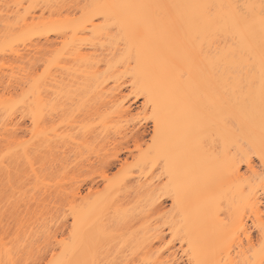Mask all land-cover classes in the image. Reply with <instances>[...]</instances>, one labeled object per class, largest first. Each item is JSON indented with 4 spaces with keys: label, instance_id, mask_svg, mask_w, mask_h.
Instances as JSON below:
<instances>
[{
    "label": "bare ground",
    "instance_id": "bare-ground-1",
    "mask_svg": "<svg viewBox=\"0 0 264 264\" xmlns=\"http://www.w3.org/2000/svg\"><path fill=\"white\" fill-rule=\"evenodd\" d=\"M205 4L223 7L216 8L213 14L209 15L200 7ZM52 36H55V42L57 38L56 43L53 42ZM41 38H44L47 44L52 42L53 45H57L51 46L53 49L49 47V51L42 49L39 47L43 44L41 40L35 44V41ZM43 46L45 48V45ZM32 53H41L45 57L39 58L40 55L37 54L32 55L35 58L38 56L37 59L30 58ZM45 53H49L48 56ZM8 56L11 60L7 58ZM262 56H264V0H0V80H2L0 84L3 83L6 87L4 85L6 82L10 86H7V89L11 86L16 89L17 86L16 91L18 90L17 93L13 91L15 95H10L12 93L10 90V94L2 92L4 95L6 93L5 97L2 93L0 95V144L3 148L0 153L4 152L5 147V152L0 155V179L4 176L3 180L6 178L10 180L16 175L14 172L20 165L24 164V167L27 164L25 167L29 168V171L28 168L26 169L28 173L20 174L25 169L21 167V172H17L15 177L23 175L22 180L28 174L26 184L30 177L38 182L40 175L45 178L50 174L46 171L47 175L41 174L43 169L39 171L40 175L38 173V169L46 166V162L50 165V169L55 163L54 169L57 165L58 167L62 165L61 169L69 167L64 165L70 162L65 160L73 147L75 151L79 149L80 153L74 152L77 155L85 150L90 151L91 156L88 155L89 153L85 154L87 159H91L92 154L98 156L100 152L104 153L106 150L102 147L105 148L108 142L110 143L109 137L112 133L118 135L117 137L123 134L124 138H127L129 131V134H132L130 137L136 143L145 140L144 136L148 134L144 127L146 123L143 124L144 121L146 122L145 117L135 114L136 117L138 116L137 119L140 117L145 120L143 122L139 120L132 125L134 128L131 130L127 126L134 112L132 106L124 99L129 97L125 92L126 89L137 101L143 100L142 110L145 115L150 114L149 121L151 119L153 122L150 143L146 150L142 149L143 152L138 154L140 156L136 163L138 169L133 167L134 173L124 171L126 172L124 177L121 175L122 178L114 179L115 181L111 179L105 188V193L94 195L95 198L90 196L92 200L88 198L89 200L86 201L80 196V191L75 189L80 185L72 189L73 196L70 201H75L77 196L83 201L75 206L74 202L71 209L67 208L70 210V213L69 211L67 213L70 214L69 218L72 221L71 229L68 228L70 232L67 233L69 234L67 241L57 240V234L56 232L52 234L51 227L45 226V229H41L40 236L47 244L52 239L57 243H54V247L52 245L51 253L47 255L50 259L47 263L44 261V264H181L180 261L183 260L186 264H264ZM8 59L16 60L17 64L12 61L9 65ZM35 60L36 62L38 60L39 64L41 62V74L36 70V66L39 69V65ZM89 93L95 99L93 105L97 106L89 107L94 108L93 114L91 112L90 115L102 114L103 111L111 108L109 113L105 112V115L96 117L99 122L95 123L97 126L92 123L93 127L89 123L86 124L87 122L82 124L79 121L85 114L90 113L89 108L86 110L88 113L85 111L84 115H79L78 109L83 108L84 105L77 107L74 113L82 117H79V120L76 115L69 120L67 117L69 113L65 108L68 104L72 106L70 104L72 102L67 101L75 103L73 98L78 100L77 97L80 98L82 94H88L89 97ZM86 99L84 98L81 103H85ZM98 107L103 111L98 112V109L95 111ZM72 113L73 110L70 115ZM18 114L21 117L28 116L31 119L30 123L33 124L30 132L27 129L31 135L28 141L21 140L23 137L27 138L26 136L18 137L21 124L19 123L17 127L18 123H14ZM135 116L132 115L133 120ZM91 137L94 138L93 140L97 139L99 143L92 148L87 145L92 143ZM113 140L116 141V138ZM114 144L112 143V146ZM69 145L74 146L70 148ZM99 146L101 149H97ZM68 147L70 150H67L69 153H66V158L64 149ZM138 148L142 147L138 146ZM43 152L46 153L47 159ZM40 153H43L45 160L43 157L39 158ZM101 154L99 155L101 159L106 160ZM37 155L39 162L40 159L43 163L46 161L44 164L40 163V168H36L37 162L33 161L36 157L32 159ZM79 156L75 158L76 161ZM108 156L113 157L111 154ZM114 157L110 160L116 164L121 158L118 155ZM111 161H105L104 165L112 166ZM91 162L90 166L94 161ZM110 162L112 165L108 164ZM53 167L51 171H54ZM78 168L77 171H80ZM57 169L55 172L59 171ZM66 173L70 172H65L63 176H67ZM79 176L81 177V174L78 178ZM11 180L7 183L11 184ZM70 180L66 183L70 190L64 186L66 191L69 190L68 193L66 192L68 196H71L69 186L72 181L74 182ZM44 181L47 180L43 179L42 184ZM56 182L55 185L52 184L44 189L47 186L45 183V186L41 187L43 189L39 190L49 192L54 187H58L59 190L62 184H65V181L59 182L60 186L58 184L56 186ZM26 184H23L24 188ZM62 188L61 192H56L65 193ZM19 190L23 191L21 188ZM36 191L37 189L33 192ZM16 193H14L15 197L20 196L18 194L16 196ZM29 193H32V189ZM64 193L58 194V197ZM37 195L35 193V197ZM39 195L43 197L47 194ZM29 197L35 198L31 195H28ZM64 198L68 202L69 198L68 200ZM43 199L46 201L48 198L45 196ZM166 199L172 204L170 215L169 212H165ZM10 200L12 199L6 202ZM25 200L23 203L26 202ZM38 205L36 208L40 206ZM20 207L12 209L19 212ZM163 210L168 215H162ZM48 212L50 213L49 210ZM64 214L66 217V213ZM155 215L157 216L153 217ZM37 216L38 214L35 218L39 219ZM40 217L42 218V215ZM136 217L140 220V224L141 221L147 223H143L144 229L140 227L142 225L138 226L139 228L134 227L136 230L143 229V236L140 234L138 235L140 237L136 238L134 228L129 229L134 231L132 232L134 234L128 231L129 237L127 235L125 238L122 235L123 231L119 232L120 235L115 232L118 229L115 226H118L117 222L130 223V219ZM52 218L54 219L51 216L48 220ZM34 220L31 221L36 222ZM60 220L57 219L58 222H55L57 227ZM135 220L138 221L137 219L133 221L136 222ZM1 221L2 225L4 221L2 223ZM37 223L40 224L39 221ZM49 224L47 226H50ZM28 227L23 229L26 230L25 228ZM40 228L34 230L39 231ZM1 229L5 231L6 228ZM31 229L33 231V228ZM33 233L34 231L31 235ZM24 234L25 237L30 233L24 231ZM37 234L39 235L40 232ZM5 235L14 240L7 231ZM38 235L35 234L37 240H40L41 237L38 239ZM167 235L170 239L168 241ZM133 236L136 240H133ZM32 237H27L28 239L25 237L28 240H25L26 244L29 243L30 238V242L34 240L35 237ZM114 239L122 240L118 243L119 246ZM2 240L4 238L0 233V264H18V261L20 264L23 255L26 256L30 249L33 251L36 249L31 248L29 243L30 249L24 254L23 248L28 246L25 247L23 240L25 246L18 245L20 249L15 247L14 242H12L14 246L9 242L8 246V243L4 242L6 240ZM44 240L41 239L40 244L37 242L38 245L34 243L35 246L42 249L41 242L44 244ZM113 242L118 246L117 250L113 248L117 246L109 245H113ZM128 243L131 249L126 248L128 254L124 255L122 252L126 251L124 249L128 247ZM101 244L105 247L101 248ZM46 245L44 244V247ZM133 245L137 248L142 245V250L139 247L135 248V251L140 250L138 253L143 251L144 254L146 252V256L141 254L144 257L138 259L140 256L136 255L135 260L129 259L130 255L134 254H129L134 248ZM105 248L107 250H104ZM99 250L105 251V254L103 251L100 254ZM109 251L111 252L108 253ZM112 251L114 257L111 256ZM30 254L33 253H28L27 259L31 260ZM121 257L124 259L121 260ZM39 264H43V261Z\"/></svg>",
    "mask_w": 264,
    "mask_h": 264
},
{
    "label": "rangeland",
    "instance_id": "rangeland-1",
    "mask_svg": "<svg viewBox=\"0 0 264 264\" xmlns=\"http://www.w3.org/2000/svg\"><path fill=\"white\" fill-rule=\"evenodd\" d=\"M52 38L54 39V40L52 39L53 42L56 43V42H57V38H56V42H55V36H52ZM39 40H41L40 42L43 43L42 45L39 44V45H41V46H39V47H41L42 49L48 50V51L50 50L49 47H51V46L54 47V45H55V46L57 45V44H54V45H53L52 42H51V43L48 42V44H49V45H48V44L46 43V41H44V38H43V39H42V38H41V39H38L37 41H35V44H36V42L39 43ZM37 45H38V44H37ZM43 45H45V48H44ZM47 47H48V48H47ZM52 47H51V48H52ZM52 49H53V48H52ZM42 51H43V50H42ZM42 51H41V53H44V52H42ZM48 51H47V52H48ZM41 53H37V54L40 55L39 58H42V56H44V54H41ZM37 54L32 53V54L30 55V58L37 59L38 56H37L36 58L33 57L34 55H37ZM45 54H46V53H45ZM48 54H49V53H48ZM48 54H46V56H48ZM32 55H33V56H32ZM44 57H45V56H44ZM44 57H43V58H44ZM7 58H9V56H8ZM10 58H11V57H10ZM10 58H9V59H10ZM39 58H38V59H39ZM9 59H8L9 65L11 64L12 61H14V63H16V60L12 59V61H9ZM5 60H7V59H5ZM10 60H11V59H10ZM41 60H42V59H41ZM33 62H34V61H33ZM35 62H36V60H35ZM37 62H38V60H37ZM37 62H36V64L39 65V67H38L39 69H37V66H36V64H35V66H36V70H38V73L41 74V73H42V72H41V70H42V65H41V62H40V64L37 63ZM16 64H17V63H16ZM16 64H15V65H16ZM18 64H19V63H18ZM7 65H8V63H7ZM27 65H28V64H27ZM40 65H41V66H40ZM33 66H34V63H33ZM29 67H30V64H29ZM40 67H41V68H40ZM34 70H35V67H34ZM34 70H33V71H34ZM1 81H2V80H0V82H1ZM1 85H2V86H1ZM4 85H5L6 87L3 86V83L0 84V95L3 94V96L5 97L6 93H9V94H10V93L12 92L10 95H12V94L15 95V94H14L15 92L17 93V91H18V90L16 91L17 86H16V89H15L14 86H13L14 88H12V86H11V88H8V89H7V86H9V84H7V83L5 82ZM2 87L5 88V89H3ZM9 87H10V86H9ZM13 89H14V90H13ZM6 90H7V91H6ZM9 90H10L11 92H10ZM3 91L6 92L5 95H4V93H2ZM13 91H14V93H13ZM125 92H126V94H128L127 96H129V97H127L128 100H127V98H124V99L126 100V102L128 101V104H129V105L132 106V109H133L132 111L134 112V113H132V115L135 116V114H137V115H139V116H141V117H143V118L145 117V119H146V122H145V121L143 122V120H145V119H143V118L141 119L140 117H139V119H137L138 116H137V117L135 116L136 118L134 119V120H135V122H134V120H133L134 117H132V115H131L132 118L130 117V121H131V120H132V121H131V123H130V121H129V124H128L127 126H128V128L131 130L132 128H134L132 125H135V123H138L139 120H142V122H143L144 125H145V123H146V125H145L144 127H146V128H145V129H146V133L148 132L149 135L146 134V135L144 136V139H145V140H143V141H141V142L139 141V143H136L135 140L132 139V137H130V136H132V134H129V131H127L128 135H129L127 138H124V135H123V134H122L123 137H122L121 135H120L121 137H120V136L117 137L118 135H113V133H112L111 136H112V135H113V136H112V137L110 136L109 138H110L111 141H112L113 139L116 138V141H115V140H113L114 142H113V141H112V142L110 141V143L108 142L109 146H108V144H107L108 147H107V146H106L105 148H103L104 146L102 147L103 150L106 149V150H104V153H105L106 156L104 155V153H102L103 151L99 153V155L102 153L101 156L106 157V160H104L105 158H102V159H101V157H100L99 155H98V156H99L100 158H98V156H96L95 154H92V153H91V154H92L93 157H91V159H90V158L87 159V156H86V155H87L88 153H89L88 155L91 156V155H90V151L88 152V151L85 150V151H83L84 154L82 153V154H83V155H82V154H79L80 151H79V149L76 148L77 151H79V153H78V155H77V154H75V153H77V151H75V150L73 149V148H74V147H73L74 145H73V146L71 145V146L73 147V148H72L73 150L71 149V151H69L70 148H71V146L69 145L70 148L68 147V149H64L66 152H65V154H64V153H63V154H64V156H65V155H67L66 153H69V152L72 153V152H73V153H72L73 155H72L71 153H69L70 155H67L68 158L65 156V157L67 158V159L65 158V159H66L65 161H68V162H69V160H70L71 163H70V162H69V163H67V162L65 163V162L63 161V162L65 163L64 166H69V167H67V168H64V167H63V169H61V168H62V167H61L62 165H60V167H58L59 165H57V168H60V169H61V170H59V169L56 168L57 170H59L58 172H57V171L55 172L56 169H54V167H56V163L54 164V167L51 166V169H52V167H53V170H54V171H51V169H50V165H48V163H47L46 161H45V162H46V166H47V167H46V166H42V168L39 167V165H41L40 163H43V160H45V159H44L45 157H43V155L46 156V153H45V152H43L44 154L42 153L43 155L40 153V154H41V155L39 154L40 157H39L38 155H37V156H34V158L32 157V159H35V157H36V160L38 159L37 161H36V160H33V161H35V163L37 162V164H35L36 168H40V169H38V173H39V171H42V169H43L44 171H42L41 174H43V173L46 174V172H47V173H48V172L50 173V174L48 175V177L45 176V178L43 177V175L41 176L40 173H39L40 177H39V179H38V182L35 181L36 179L33 181V180H32L33 178L31 179V177H30L31 180L28 179V182H27V184H26V181H25V180H27L26 178H28V174H27V177L25 176V179H22L23 181L21 180V177L24 175V172L28 173L27 170H26L28 167H27V168L25 167L27 164H25V166H24L25 169L23 170V172L20 171V168L23 167L24 164L20 165V167H18V170H17V171L15 170L16 172H14V174H16V175L12 174V175H14L12 178L15 179L16 181H14V180L11 178V176H10V178L12 179V180L10 179V180L12 181L11 184H8V183H7V182L10 181L9 178H6L5 180H3V179H4V178H3L4 176L1 177V179H0V181H1V182H0V203H2V202H4V201H5V202L2 203V204H0V210H2V211L0 212V213H1V214H0L1 216H0V217H2L1 220L4 221V223L2 224L3 226L0 224V227L3 228V229L6 228L5 231H7V233L10 234L9 236H10V237L12 236L11 238H12V239L14 238V240H15L16 242H15L14 240L9 239V238L6 236L7 234L5 235V231H3V230L0 228V229H1L0 233H1V235H2V238H4V240H6V241H4V240H2V241L6 242V243L9 242L10 244H11L12 242H14L15 244L12 243L11 246H14V245H15V247H18V245H19L20 247H21V246L24 247L25 244L27 243V242H25V240H27L29 237H32V236H34V237L36 238L35 234L38 235L37 233H39V232H40V234L38 235V239H40V237H41V239L44 240V239L42 238V236H40V235H41V229H42V230L45 229V226L48 227V228L51 227L50 229H51V231H53L52 234H54V233L56 232L55 234H57V235H56V236H57V240L60 239V242H61V241H62V242L67 241L68 238H69V237H68L69 234H67V233L70 232V229H71V223H72L71 218H69V217H70V214L67 213L68 211H69V213H70V210H69V209H71V208L73 207V205L75 206V205H77V203H78V204L81 203V202L83 201V199L86 200V199H88V198L90 199V198H92V197L95 198V196H98V195H102V194H104L105 191H106L105 188L107 187V184H109V181H110L111 179H112L113 181H115L114 179L122 178V176L124 177V176H125V173H126V172H124V171H127V173H130V172H131V173H132V172L134 173V171H133V167L138 169L137 164H136V163L138 162V157H140V156H138V154L140 155V154L143 152L142 149H145V150H146L147 147H148V144L150 143V136L152 135V130H153V129H152V128H153V122H152L151 119H150V121H149V117H150L149 115H150V114H149V115H148V114L145 115V114H144V111L142 110L141 104H142L143 100H142V99H138V101H137V99L134 98V95H132V94L130 93V91L127 90V89H126ZM1 93H2V94H1ZM79 94H80V93H79ZM87 95H88V94H86V95H84V94L80 95V98H81V99H80L79 97H77L78 100H76V99L73 98V100H74L75 103H73V101H67V102H69V103L72 102V103H70V104H72V106L69 105V104L67 105V107H68L69 109L65 106V108L67 109V110H66L67 113H69V116H68V114H67V117H68L69 120H72V119L74 118L75 115H76L77 120H79V117H81V116H79V115H81V114L84 115L86 112L88 113V111H86V110H87L89 107L92 108V107L94 106L93 103H95V102H94L95 99L91 96L92 94L90 95V93H89V97H87ZM6 96H7V95H6ZM8 96H9V95H8ZM81 96H82V97H81ZM91 97H92L94 100L91 99ZM94 97H95V96H94ZM84 98H87L86 101H87L88 104L86 103V101H85V103H81V102H83V99H84ZM88 99H90V100L88 101ZM75 100H76V101H75ZM79 101H80V105H79ZM139 101H140V102H139ZM67 102H66V104H67ZM92 102H93V103H92ZM91 103H92V105H90ZM82 104L84 105V107H83V108H82V107L79 108V109L81 110V112H80V110L78 109V112H77V113H78L79 115H78V114H75V113H76V110H77V107L82 106ZM73 105H75V106H73ZM86 105H87L88 107H87ZM89 105H90V106H89ZM71 107H72V108H71ZM94 107H97V106H94ZM84 109H85V110H84ZM89 109H90V108H89ZM89 109H88V110H89ZM97 109H98V110H97ZM103 109H105V108H103ZM107 109H108V108H107ZM72 110H73V113L75 112L74 115H73V113L70 115V113L72 112ZM82 110H83L84 112H82ZM93 110H94V108H93V109H90V111H89L90 113L85 114L84 117H86L87 115H90L91 112H92ZM96 110H97L98 112H100V111L102 110V108H101V109H100L99 107H98V108H95V111H96ZM110 110H111V108H110ZM110 110L108 109V110H106L105 112H106V113H109ZM68 111H69V112H68ZM85 111H86V112H85ZM102 111H103V110H102ZM102 111H101V112H102ZM93 112H94V111H93ZM93 112H92V114H93ZM98 112H97V113H98ZM105 112L103 111L102 114L99 113V114H97V115L94 113L95 115H90V116H88V118L86 117L85 120H83L84 117H83V118L81 117L82 119L79 120V121H80V123H82V124H84L83 122H87L86 124L89 123V124L91 125V127H93V126H92L93 124H94V126H97V125H95V123L98 124L97 122H99V119L96 120V117H97L98 115H100V116L105 115V114H106ZM136 112H137V113H136ZM83 113H84V114H83ZM104 113H105V114H104ZM140 113H141V114H140ZM93 116H94L95 118H94ZM100 116H98L97 118H99ZM20 117H21V116L18 114V117H16V118H17L19 121H17V119H16V121H15V119H14V123H15V124L18 123V124L16 125L17 127H18V125H20V124L22 125V126L20 125L21 127L19 126V128H20L21 130L18 129V133H17V134H19L18 137H19V136H20V137H21V136H26L27 138L23 137V139H21V138H19V139H21V140L26 139V140L28 141V139H30V136H31L29 132L33 129V124L30 123V122H31V119H30L28 116H26V117L24 116V117H21V118H20ZM27 117H28V118H27ZM70 117H71V118H70ZM89 117H90V118H89ZM23 118H24V119H23ZM76 118H75V119H76ZM91 118H93V119H91ZM87 119H89V120H87ZM136 121H137V122H136ZM16 122H17V123H16ZM133 122H134V124H133ZM19 123H20V124H19ZM92 123H93V124H92ZM78 126H79V122H78ZM27 129H28L29 132H27ZM22 130H24L25 132H23ZM99 130H100V129H99ZM133 131H134V130H133ZM25 133H26V135H24ZM28 133H29V134H28ZM78 133H79V132H78ZM124 134H125V133H124ZM147 135H148V136H147ZM91 136H92V135H91ZM115 136H116V137H115ZM146 136H147V137H146ZM28 137H29V138H28ZM77 137L80 138V136H77ZM81 137H83V136L81 135ZM93 137H95L94 134H93ZM113 137H114V138H113ZM112 138H113V139H112ZM120 138H122V139L120 140ZM81 139H84V138H81ZM81 139H79V140H81ZM89 139H90V138H89V135H88V140H89ZM93 139H94V138H93ZM93 139H92V137H91L90 142H92V143H88L89 141H87V143H88L87 145H88L89 147H91V148H92V146L95 147L96 144H99V143H97V139H96V140H93ZM98 139L101 140L100 138H98ZM117 139H118V140H117ZM123 139H124V140H123ZM26 140H25V141H26ZM79 140H78V141H79ZM92 140H93V141H92ZM99 140H98V142H99ZM117 141H119V142H117ZM80 142H81V141H80ZM116 142H117V143H116ZM137 142H138V141H137ZM112 143H113V144L116 143V144H114V145L112 146ZM89 144H90L91 146H90ZM94 145H95V146H94ZM102 145H103V144H102ZM104 145H106V144H104ZM0 146H1V144H0ZM111 146H112V147H111ZM138 146H140V147H142V148H138ZM109 147H110V149H109ZM114 147H115V148H114ZM1 148H2V146L0 147V150H1ZM66 148H67V147H66ZM99 148L101 149L100 146H99L97 149H99ZM107 148H108V149H107ZM140 149H141V150H140ZM67 150H68L69 152H68ZM145 150H144V151H145ZM2 151H3V148H2ZM109 151H111V153H110ZM0 152H1V151H0ZM4 152H5V147H4ZM4 152H3V153H4ZM74 152H75V153H74ZM92 152L94 153V150H92ZM106 152H107L108 154H107ZM3 153H0V155L2 156ZM86 153H87V154H86ZM109 153H110L111 155H113V157L110 158V156H108V155H110ZM115 153H116V154H115ZM85 154H86V155H85ZM33 155H34V154H33ZM47 155H48V154H47ZM76 155H77V156L80 155V156L78 157L79 159L77 158V161H76V159H75V158L77 157ZM81 155H82V157H83L84 159L81 157ZM116 155H118V157L121 158V159L118 160V162L116 161V164H114V162L111 161L110 159L113 160V159L115 158L114 156H116ZM64 156H62V157L64 158ZM74 156H76V157H74ZM89 156H88V157H89ZM95 156H96V157H95ZM38 157L41 158V159H42V157H43V160L41 161V159H40V162H39V158H38ZM80 157H81V158H80ZM63 158H62V159H63ZM97 158H98L99 160H97ZM46 159H47V156H46ZM71 159H72V160H71ZM95 159H96L97 161H96ZM80 160H81V161H80ZM83 160H84V161H83ZM88 160H90V161L88 162ZM91 160H92V162H93V161H94V162L92 163ZM121 160H122V161H121ZM78 161H79V162H78ZM105 161H108V162L111 161L113 165H112L111 162H110V163H108V164H109V165L111 164L112 166H108V165L106 166V165H104V164L106 163ZM38 162H39V164H38ZM45 162H44V163H45ZM87 162H88L89 164H87ZM90 162H91L93 165L91 164V166H90ZM121 162H122V163H121ZM44 163H43V164H44ZM85 163H86V164H85ZM57 164H58V163H57ZM66 164H67V165H66ZM83 164H84V165H83ZM121 164H122V165H121ZM135 164H136V166H135ZM132 165H133V166H132ZM37 166H38V167H37ZM75 166H76V167H75ZM87 166H90V167L88 168ZM121 166H123V167H121ZM24 167H23V168H24ZM43 167H44V168H43ZM48 167H49V168H48ZM71 167H72V168H71ZM73 167H74V169L76 168V169H75L76 171L73 169ZM78 167H79V168H78ZM81 167H82V168H81ZM46 168H47V170H49V169H50V170L47 171V170H45ZM69 168H70V170H69ZM77 168H78V170H80V171H77ZM83 168H84V170H83ZM87 168H88V169H87ZM91 168H92V169H91ZM124 168H127L128 170H127V169H124ZM71 169L73 170V172H72V173H73V176H72V173H71V171H72ZM122 169H123V170H122ZM21 170H22V168H21ZM25 170H26V171H25ZM91 170H92L93 172H92ZM134 170H135V169H134ZM19 171L21 172L20 174H23V175L18 176V177H15V176H17V172H19ZM28 171H29V168H28ZM45 171H46V172H45ZM50 171H51V172H50ZM60 171H61V172H60ZM67 171L70 172V173H66L67 176H68V178H67V176H63L64 173L67 172ZM135 171H136L135 173H137V170H135ZM54 172H55V173H54ZM63 172H64V173H63ZM76 172H77V173H76ZM81 172H82V173H81ZM121 172H122V173H121ZM26 173H25V175H26ZM51 173H52V174L54 173V175H51ZM123 173H124V174H123ZM18 174H19V173H18ZM55 174H56V175H55ZM66 174H65V175H66ZM69 174H70V175H69ZM79 174H81V177L79 176V178H78V175H79ZM46 175H47V174H46ZM59 175H60V176H59ZM61 175H62L63 179H62ZM106 175H107V177H106ZM119 175H120V176H119ZM121 175H122V176H121ZM51 176H52V177H51ZM55 176H57L56 178L59 179V180L57 179V182H56ZM58 176H59V177H58ZM71 176H72L73 178H75V179H73ZM118 176H119V177H118ZM19 177H20V178H19ZM49 177H50V178H49ZM60 177H61V181H60ZM76 177H77V178H76ZM16 178H19V179H16ZM22 178H24V177H22ZM40 178H41V179L43 178L44 180H47V181H44L43 184H42V180H43V179L41 180ZM47 178H48V179H47ZM51 178H52V179H51ZM70 178H71V180H70ZM106 178H108V181H106ZM54 179H55V181H54ZM2 180H3V181H2ZM6 180H9V181H6ZM19 180H21V181H19ZM51 180H52V181H51ZM66 180H67V181H66ZM69 180H70V182H71L72 180H74V182H73V181L71 182L72 184H73V183L75 184V183L77 182L76 180H78V182H77L75 185H72L71 183H70L71 186L68 185L69 183H68L67 185L71 188V191H72V189H74L77 185H78V186L80 185L81 187L79 186L78 188H75V189H77V190L80 191V196H82L83 199H82L80 196H77V198L75 199V201H73V200H71L72 202L70 201V198H72V196H73V191H72V192H71V191L69 192V193L71 194V196H70V195H69V196L67 195V193H68V191H69L70 189L66 186V183L69 182ZM29 181H30L31 183H29ZM48 181H50V183H49ZM53 181H54V182H53ZM64 181H65V184H62L63 186H62V185H61V186H62L63 188H64V186H66L69 190L66 191V190H67L66 188L63 189V188L61 187L63 191H64L65 189H66V190H65V193L62 192V193H64L63 195H59L60 197H58V194H62V193H58V192L60 191L61 188L58 190V187H54V189H55V188H57V189H55V190H54V189L50 190V188H52V186H51V187L49 188V190H50L49 192H47L48 190H47V191H45V190L43 191V190H42L43 192L39 190L42 186L44 187L45 185H47L46 187H44V189H46L47 187H49V186L52 185V184L55 185V182H56V186H57V184L59 185V182H61V183L63 182V183H64ZM75 181H76V182H75ZM2 182H3V183H2ZM4 182H6L8 185H6V183H4ZM19 182L21 183V186H19V185H20ZM23 182H24V183H23ZM47 182H48V184H47ZM111 182H112V181H111ZM16 183H18V185H17ZM32 183H33V184H32ZM39 183H41L42 185H40ZM45 183H46V184H45ZM4 184H5V185H4ZM14 184H15V185H14ZM23 184H26V185H24L25 188L23 187ZM31 184H32V185H31ZM34 184L36 185V187H35ZM44 184H45V185H44ZM3 185H4L5 187H4ZM11 185H13V187H12ZM28 185H29V186H28ZM30 185H31V186H30ZM37 185H38V187H37ZM10 186H11V188H10ZM15 186H16V187H15ZM18 186H19V187H18ZM33 186L37 189V191L35 192L36 195H37V192L40 191L39 194H44V193H46L48 196H50V198H49L47 195H45L48 199H47L46 201H44V199H43V198L45 197L44 195H43V197H41L42 195L40 196V195L38 194L37 197H35V193H34L33 191L36 190V189H35ZM59 186H60V185H59ZM2 187H3V188H2ZM6 187H7V188H6ZM22 187H23V188H22ZM32 187H33V188H32ZM72 187H73V188H72ZM14 188H18V189L16 190V189H14ZM19 188H21L23 191L19 190ZM7 189H8V190H7ZM9 189H11V190H9ZM13 189H14V190H13ZM31 189H32V193H34V195H32V193H29V191H31ZM41 189H43V188H41ZM2 190H3V191H2ZM27 190H28V192H27ZM6 191H8V192H6ZM11 191H12V192H11ZM13 191H14V192H13ZM16 191H19V192L16 193ZM52 191H53V192H52ZM56 191H58V192H56ZM4 192H5V193H4ZM21 192H22V194H21ZM25 192H26V193H25ZM54 192H55V194H52V195H53V196H52L50 193H54ZM60 192H61V191H60ZM66 192H67V193H66ZM75 192H76V190H74V193H75ZM3 193H4V194H3ZM12 193H13V196H12ZM14 193H16V196H17V194H18V195H20L21 197H20V196L15 197V196H14ZM19 193H20V194H19ZM48 193H49V194H48ZM101 193H102V194H101ZM24 194H26V195H25L26 197L23 196ZM65 194H66L68 197H67V196H64ZM8 195H9V196H8ZM28 195H29V196L31 195L32 197L34 196L35 198H34V199H31L30 197L28 198ZM54 195H55V196H54ZM94 195H95V196H94ZM6 196H7V197H6ZM38 196H39V199L42 198V199H40V202H41V203L39 202V205H40V206L38 205V201H39ZM51 196H52V197H51ZM90 196H92V197H90ZM132 196H133V195H132ZM4 197H6V198H4ZM9 197H10V198H9ZM12 197H13V198H12ZM18 197H19L20 199H19ZM22 197H23V200H21ZM62 197H63V198H62ZM64 197L67 198L66 200H68V198H69L68 202H66V201L64 200V199H65ZM85 197H86V198H85ZM14 198H16V199H14ZM17 198H18V199H17ZM24 198H25L26 200H25ZM61 198H62V199H61ZM9 199H12V200H10L11 202H10V201H9V202H6V201H8ZM27 199H28V202H27ZM30 199L33 200V201L31 202ZM37 199H38V200H37ZM45 199H46V198H45ZM89 199H88V200H89ZM20 200H21L22 203H20ZM24 200L26 201L25 203H23ZM34 200H36L37 202H35ZM42 200H43V201H42ZM49 200H50L51 202H49ZM53 200H54V201H53ZM90 200H92V199H90ZM166 200H167V199H166ZM166 200H165V201H166ZM1 201H2V202H1ZM14 201H15V202H14ZM16 201H17V204H16ZM86 201H87V200H86ZM165 201H164V204H165L164 206H165V209H166V210H165V209H164V210H165V212H167V213L169 212V215H170V213H172V212H171V208H172V206H171V205H172V204H171V201H169V200H167L166 202H165ZM44 202H45V203H44ZM46 202H47V203H50V204H51L52 202H53V203L49 206V204H47ZM74 202H75L76 204H75ZM8 203H9V205H7ZM11 203H12V204H11ZM18 203H19V204H18ZM31 203H32V204H31ZM34 203H37L36 205H38L39 207L36 208V205H34ZM67 203H68V206H67ZM72 203H74V204L72 205ZM4 204H5V205H4ZM10 204H11V205H10ZM43 204H44V205H43ZM6 205H7V206H6ZM15 205H16V206H15ZM24 205H25V206H24ZM26 205H27V206H26ZM29 205H30V206H29ZM47 205H48V207H46ZM3 206H4L5 208H3ZM20 206H22V208H21ZM33 206H34V209H32ZM43 206H44V207H43ZM51 206H53V207H51ZM54 206H55L56 208H55ZM17 207H20V208H19V212H18V210L15 211L14 209H12V208L18 209ZM23 207H24V208L26 207L27 209H26V208L24 209ZM30 207H32V208H30ZM41 207H42L45 211H44V210H39V209H42ZM45 207H46V208H45ZM48 208H49V209H48ZM52 208H54V209H52ZM67 208H69V209H67ZM9 209H10V210H9ZM23 209H24V210H23ZM29 209H32V210H29ZM46 209H47V210H46ZM6 210H8V211H6ZM21 210H22V211H21ZM27 210L29 211V213H28ZM48 210L50 211L51 214L48 212ZM56 210H57V211H56ZM58 210H59V211H58ZM164 210H163V212H162V215H163V214H164V215H168L167 213L164 212ZM10 211H12V212H10ZM25 211H26V212H25ZM41 211H42L43 213H42ZM52 211H53V212H52ZM64 211H65V212H64ZM138 211H140V210H138ZM17 212H18V213H17ZM39 212H40L41 214H40ZM45 212H47V213H45ZM58 212H59V215H57ZM4 213H5V214H4ZM12 213H13V214H12ZM14 213H15V214H14ZM52 213H55V214H52ZM64 213H66V217H65V214H64ZM35 214H36V215L38 214L37 217H38L39 219L35 218V216H36ZM44 214H45V215H44ZM47 214H49L50 217H48L49 215H47ZM60 214H61V215H60ZM34 215H35V216H34ZM40 215H42V218L40 217ZM56 215H57V217H58V216L61 217L60 219H63V220L61 221V220L59 219V217H58V218L56 217ZM68 215H69V216H68ZM5 216H6V217H5ZM32 216H33V217H32ZM43 216H44V217H43ZM46 216H47V217H46ZM51 216L54 217V219H56V221H55L53 218H52L51 220L49 219V220H50V221H49L48 218H51ZM62 216H63V217H62ZM156 216H157V215H155V216H153V217H156ZM30 218H31V220H34V219H35V220L37 219V220H36V222H33V221L30 220ZM32 218H34V219H32ZM43 219H44V221H43ZM57 219L61 221V222L59 221V223H58V227H57V224L55 223V222H58ZM134 219H137V220H138L137 217L134 218ZM134 219H133V220H134ZM139 219H140V218H139ZM153 219H154V218H153ZM1 220H0V221H1ZM28 220H30V221H28ZM35 220H34V221H35ZM52 220H53V221H52ZM130 220H131L132 222L130 221V223H129V222H128V223H127V222L124 223L125 225L130 224L131 226L128 225L129 227H128V226H125V225L123 224V222H122V223L119 222L120 225H119V223L117 222L118 226L115 225L116 223L113 224V225L116 226V228H118V229H117L118 231L115 230V232H116V233L118 232L117 234L120 235L119 232H122V231H123V232H122L123 234H122V233H121V234L124 235V238H125V236L127 237V235H128V231H131V233H132V232H134V231L136 230L135 228L138 227V226H140V225H142V226H140L141 228H143V229L145 228V226L143 225V223L145 224L146 222L141 221L142 223L140 224V220H138V221L135 220L136 222H134L132 219H130ZM142 220H143V219H142ZM144 220H145V219H144ZM151 220H152V218H151ZM2 221H1V223H2ZM38 221H39L40 224L37 223ZM42 221H43V222H42ZM47 221H48V222H47ZM145 221H147V220H145ZM23 222H24V224H22ZM29 222H30V224H28ZM31 222H33V223H31ZM45 222H46V223H45ZM52 222H53V224H49V223H52ZM64 222H66L68 226H67L66 223H64ZM137 222H138L139 224H138ZM34 223H35V224H34ZM60 223H61V225H60ZM62 223H63V224H62ZM6 224H7V225H6ZM21 224H22V226H21ZM33 224H34V225H33ZM36 224H37L38 226H37ZM43 224H44V225H43ZM45 224H46V225H45ZM48 224H49L50 226H47ZM137 224H138V225H137ZM146 224H147V223H146ZM23 225H24V226H23ZM25 225H26L27 227H28V225H31V226H29L28 228H25L26 230H24L23 228L26 227ZM32 225H33V226H32ZM35 225H36L37 227H36ZM41 225H42V226H41ZM54 225H56V226H54ZM62 225H65V226H62ZM134 225H135V226H134ZM20 226H21V228H20ZM59 226H60V227H59ZM121 226H122V228H121ZM124 226H125V227H124ZM35 227H36V228H35ZM38 227H39V228L41 227V228L39 229V231H38V230H34V229H37ZM42 227H43V228H42ZM56 227H57V228H56ZM123 227H124V229H126V230H124ZM131 227H132V228H131ZM134 227H135V228H134ZM31 228H33V231H34L33 235H31V232H33ZM53 228H54V229H53ZM58 228H59V229H58ZM68 228H70V229H68ZM133 228H134V231H132ZM138 228H139V227H138ZM19 229H20V230H19ZM21 229H22V230H21ZM29 229H30L31 231H29ZM57 229H58V230H57ZM112 229H113V228H112ZM114 229H115V228H114ZM121 229H122V230H121ZM127 229H128V230H127ZM129 229H132V230H129ZM143 229H138V230H140V231H138V230L135 231V234H137V235H136V238H137V237L139 238L140 236H138V235H140V234L143 236ZM17 230H19V231H17ZM120 230H121V231H120ZM141 230H142V231H141ZM2 231H3L4 233H3ZM21 231H22V233H21ZM24 231H25V233H30L29 235L27 234V236H25L26 238L28 237L27 239H25V237L23 236V235H25V234H24ZM36 231H37V233H35ZM124 232H126V234H124ZM2 233H3L5 236H4ZM19 233H20V234H19ZM113 233H114V231H113ZM116 233H115V235H116ZM129 233H130V232H129ZM138 233H139V234H138ZM16 234H17V235H16ZM21 234H22V235H21ZM65 234H66V235H65ZM132 234H134V233H132ZM14 235H16L17 237H16V236H15L16 238L13 237ZM30 235H31V236H30ZM67 235H68V236H67ZM122 235H121V236H122ZM20 236H22L23 239L20 238ZM65 236H66V237H65ZM142 236H141V238H142ZM34 237H32V238H34ZM64 237H65V239H66V238H67V239H66V240H65V239H62V238H64ZM117 237L119 238V236H117ZM128 237H129V235H128ZM131 237H132V236H131ZM134 237H135V236H133V240H136V239H134ZM18 238H19V239H18ZM35 238H34V240H32V241H34V242H32V241L30 242V240H31V238H30L29 243H30V245L32 246L31 248L34 247V248H36V249L33 251V250H31V249L29 248V246H30L29 243L26 244L25 247H27L28 245H29V246H28L27 248H23V249H24V254H25L26 250H27V251H28L29 249H30V250L26 253V256L23 255V254L21 253V254L23 255V256H22L23 258L20 257V258H22L21 261H20V262H21L20 264H22V263H24V262H25L24 264H26V263L28 262V260H29L28 264H39L41 261H43V264H44V261H45V263H47V261H49L48 259H50V257L47 256V255H49V254L51 253V252H50V251H51V248H53L54 245L57 244V243L55 242L54 239H52L51 242H50V243H52V244H50V243L47 244V243L45 242V240H44V244H45V245L47 244V245H46L47 247H46V246L44 247V244L41 242V246H43V248L40 249V248H38V246L36 247L35 244H36V245L40 244L39 241H41V239H40V240H37V238H36V239H35ZM121 238H123V237H121ZM124 238H123V239H124ZM166 238H167V239H166L167 241L170 240V239H168V238H169L168 235L166 236ZM21 239L24 241L25 244H23V242H22ZM61 239H62V240H61ZM115 239H116V236H115ZM115 239H114V240H115ZM10 240H11V241H10ZM17 240H19V241H17ZM36 240H37V241H36ZM116 240H117V239H116ZM116 240H115V241H116ZM125 240H126V239H125ZM127 240L129 241L130 239H127ZM131 240H132V239H131ZM138 240L140 241V239H138ZM27 241H28V240H27ZM35 241H36V242H35ZM112 241H113V240H112ZM112 241H111V242H112ZM115 241H114V242H115ZM118 241H119V240H118ZM118 241H116L117 244L120 243L122 240L120 239V241H119V242H118ZM17 242H18V243H17ZM20 242H22L21 245H20ZM37 242H38V244H37ZM58 242H59V241H58ZM105 242H107V241H105ZM114 242H113V243H114ZM140 242H141V241H140ZM9 243H8V246L10 245ZM31 243H33V245H32ZM34 243H35V244H34ZM54 243H55V244H54ZM101 243H102V242H101ZM103 243H104V241H103ZM116 243H114L113 245H112V244H109V245H111V247L114 246V245L117 246ZM135 243H137V242H135ZM13 244H14V245H13ZM107 244H108V242H107ZM107 244L105 243V245H107ZM124 244H126V242H125ZM16 245H17V246H16ZM49 245H50V246H49ZM52 245H53V247H52ZM101 245H102L101 248L105 247V245H104V246H103V244H101ZM121 245H122V244H121ZM118 246H119V244H118ZM118 246H117V247H113V248H115V249L117 250ZM122 246H123V245H122ZM122 246H121V247H122ZM125 246H127V244H126ZM125 246H124V247H125ZM130 246H131V244H130ZM141 246H142V245L139 246V247H140V250H142V247H141ZM144 246H146V245H144ZM157 246H159V244H157ZM15 247H14V248H15ZM20 247H18V248L20 249ZM131 247H132V246H131ZM133 247H134V248L131 250V252H129V251H128V252H129V254L134 253L135 255H134V254L130 255L131 257H129V259H130V258H133V260H135L136 258H134V256H136V255L140 256V257H138V259L144 257L143 255L146 256V252H145V254H144L143 251H141V252H139V253H138V251H140V250H136V251H135V248H137L136 245H135V246L133 245ZM139 247H138V248H139ZM18 248H17V249H18ZM34 248H33V249H34ZM49 248H50V249H49ZM101 248H100V249H101ZM106 248H107V247H106ZM106 248H105L104 250H107ZM109 248H110V246H109ZM109 248H108V250H109ZM122 248H123V247H122ZM126 248H127L128 250L131 249V248L129 247V243H128V247H125L124 250H126ZM129 248H130V249H129ZM138 248H137V249H138ZM15 249H16V248H15ZM19 249H18V250H19ZM39 249H40V251H38ZM145 249H146V247H145ZM18 250H17V251H18ZM36 250H37V252H35ZM111 250H112V249H111ZM113 250H114V249H113ZM119 250H120V247H119L118 251H119ZM133 250H134L135 252H137V253L133 252ZM143 250H144V248H143ZM15 251H16V250H15ZM21 251H22V248H21ZM41 251H42V253H40ZM99 251H100V250H99ZM102 251H103V250H102ZM102 251H100V252H101L100 254H102ZM114 251H115V250H114ZM114 251H112L113 253H111V254H113V255H111V256H113V257H114ZM144 251H146V250H144ZM19 252H20V251H19ZM19 252H18V253H19ZM22 252H23V251H22ZM31 252L33 253V254H30V255H31L30 258H32V259H31L32 261H31L30 259H27V257H29L28 253H31ZM38 252H39V253H38ZM104 252H105V251H103V254H105ZM110 252H111V251H109L108 253H110ZM120 252H122V251H120ZM124 252H125V253H124ZM34 253H35V254H34ZM46 253H47V254H46ZM115 253H116V252H115ZM16 254H17V253H16ZM36 254H37V255L39 254V255H38L39 257H38ZM40 254H41V255L43 254V255L41 256ZM117 254H118V253H117ZM122 254H124V255L128 254V253H127V250H126V251H123ZM141 254H143V255L141 256ZM17 255H18V254H17ZM27 255H28V256H27ZM44 255H45V257H44ZM106 255H107V254H106ZM120 255H121V254H120ZM120 255H119V257H120ZM18 256H19V255H18ZM33 256H35L36 258H35V257L33 258ZM101 256H102V255H101ZM108 256H110V255H108ZM115 256H116V254H115ZM40 257H41V258H40ZM42 257H44V258H42ZM48 257H49V258H48ZM103 257H104V256H103ZM119 257H118V258H119ZM124 257H125V256H124ZM124 257H121V260H122V258L124 259ZM127 257H128V255H127L125 258L127 259ZM111 258H112V257H111ZM41 259H46V260H41ZM112 259H113V258H112ZM18 260H19V257H18ZM33 260H34V261H33ZM39 260H40V261H39ZM121 260H120V261H121ZM35 261H36V262H35ZM118 261H119V260H118ZM183 261H184V260H183ZM183 261H180V263L182 262L181 264H186V262L184 261V263H183ZM17 263L19 264V261H18Z\"/></svg>",
    "mask_w": 264,
    "mask_h": 264
},
{
    "label": "snow or ice",
    "instance_id": "snow-or-ice-1",
    "mask_svg": "<svg viewBox=\"0 0 264 264\" xmlns=\"http://www.w3.org/2000/svg\"><path fill=\"white\" fill-rule=\"evenodd\" d=\"M200 7L204 8L209 15L213 14V11L218 7H223L222 5H214V4H205L201 5ZM262 63H264V56H262ZM183 74L181 73V76Z\"/></svg>",
    "mask_w": 264,
    "mask_h": 264
}]
</instances>
